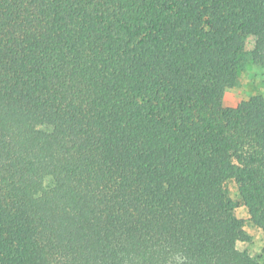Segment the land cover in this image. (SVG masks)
<instances>
[{"label": "trees", "instance_id": "obj_1", "mask_svg": "<svg viewBox=\"0 0 264 264\" xmlns=\"http://www.w3.org/2000/svg\"><path fill=\"white\" fill-rule=\"evenodd\" d=\"M249 37L264 67V0H0V264H258Z\"/></svg>", "mask_w": 264, "mask_h": 264}, {"label": "rangeland", "instance_id": "obj_2", "mask_svg": "<svg viewBox=\"0 0 264 264\" xmlns=\"http://www.w3.org/2000/svg\"><path fill=\"white\" fill-rule=\"evenodd\" d=\"M254 38L246 41V58L240 71L237 84L229 88L222 101L224 107H235L241 102L248 101L254 96L264 97V67L252 62L250 53L254 48ZM42 130L51 131L50 127H40ZM46 187L52 186L51 178L44 181ZM231 199L236 204V216L243 221V230L247 236L246 241L238 243V249L247 253L258 264H264V235L250 220L248 210L243 206L238 194L237 185L231 182L228 185Z\"/></svg>", "mask_w": 264, "mask_h": 264}]
</instances>
